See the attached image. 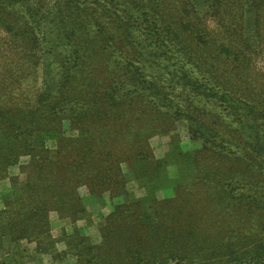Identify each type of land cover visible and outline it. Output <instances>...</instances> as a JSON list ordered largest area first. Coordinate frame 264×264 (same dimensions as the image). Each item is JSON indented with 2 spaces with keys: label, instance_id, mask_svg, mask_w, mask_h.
Returning a JSON list of instances; mask_svg holds the SVG:
<instances>
[{
  "label": "trees",
  "instance_id": "1",
  "mask_svg": "<svg viewBox=\"0 0 264 264\" xmlns=\"http://www.w3.org/2000/svg\"><path fill=\"white\" fill-rule=\"evenodd\" d=\"M263 11L0 0V264H44L60 243L76 264H264ZM179 124L200 148L157 159L151 139ZM106 194L98 235H52V214L75 225Z\"/></svg>",
  "mask_w": 264,
  "mask_h": 264
},
{
  "label": "rangeland",
  "instance_id": "2",
  "mask_svg": "<svg viewBox=\"0 0 264 264\" xmlns=\"http://www.w3.org/2000/svg\"><path fill=\"white\" fill-rule=\"evenodd\" d=\"M264 13V11H263ZM262 28V36H261V44L264 46V24L261 25ZM2 44H5L4 36L0 34V46ZM256 67L255 69L259 73H264V55H261L257 59ZM41 74H38L36 76V79L29 81L27 84L23 86V91L26 94V96L33 97L36 92L41 88ZM65 129L67 130V133L70 134L71 131H69V124L68 122H65ZM178 138V139H177ZM151 146L154 150V154L157 159H162L166 156L167 152L169 151L170 147L172 145H175L177 142L180 143L181 148L184 151H191L196 150L200 148V143L197 140H191L188 131L186 130L184 125H177V129L175 131H170L166 133H160L156 136H154L151 139ZM53 143L50 142V146ZM125 172L127 175V181H128V189L129 191L135 195L136 197H143L145 195V191L141 188H139L138 184L133 181L130 170L125 167ZM168 175L171 178H176L178 174V167L176 165H169L167 168ZM10 188V183L8 180L0 181V193L6 192ZM87 193L86 189H83L81 191L82 195H85ZM98 203H88L86 206V217L83 220L78 221L75 225L72 224V221L70 219H60L58 215L52 214L51 215V227H52V235L55 238H59L63 231H65L67 234H72L76 230L77 227L80 229V233L85 236H96L99 234V227L102 224V222L105 221V219L111 214L113 211V203L110 200L108 194L104 195L102 197L101 201H93ZM3 209V203L0 198V210ZM26 245V243H24ZM23 245V246H25ZM24 248V247H23ZM30 248H34V245H31ZM56 250L58 251L53 256H44L43 257V263L44 264H76L72 259L69 257L64 256L66 246L63 243L58 244L56 247Z\"/></svg>",
  "mask_w": 264,
  "mask_h": 264
}]
</instances>
